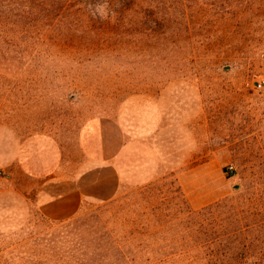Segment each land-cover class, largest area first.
<instances>
[{"label":"rangeland","instance_id":"obj_1","mask_svg":"<svg viewBox=\"0 0 264 264\" xmlns=\"http://www.w3.org/2000/svg\"><path fill=\"white\" fill-rule=\"evenodd\" d=\"M150 1L170 43L147 46L134 22L125 51L79 32L80 7L0 0V148L51 137L74 178L92 123L124 134L115 198L69 221L43 217L41 183L0 151V264L201 261L197 214L221 203L244 205L252 261H264V0ZM229 214L205 217L233 227Z\"/></svg>","mask_w":264,"mask_h":264},{"label":"trees","instance_id":"obj_2","mask_svg":"<svg viewBox=\"0 0 264 264\" xmlns=\"http://www.w3.org/2000/svg\"><path fill=\"white\" fill-rule=\"evenodd\" d=\"M41 4H48L52 7H67L70 11L75 7H80V11L71 12L72 23L78 21L77 16H87V24L79 21V32L90 35L92 42L113 41L116 47L128 51L132 43L135 31L134 22L140 26L141 41H146L147 46L158 47L159 44L166 46L170 43L169 28L166 26L171 20L166 18V14L160 10L159 2L150 0H37ZM225 3L230 0H219ZM243 0H231V3H240ZM152 2V4H151ZM152 7L154 10H152ZM94 8V9H93ZM102 8V11L99 9ZM96 10V11H95ZM172 15V14H171ZM169 15V16H171ZM99 23V27L96 24ZM84 24V25H82ZM71 29V28H68ZM153 44V45H151ZM230 206V207H228ZM229 209L227 211L226 209ZM254 218L258 216L256 205ZM225 211L230 213L233 227L226 225V218L223 216L220 221L217 219L208 222L206 213ZM200 219L201 247L203 248V258L201 261H193L189 264H264V261L255 262V258L250 255L254 251V241L248 238L247 210L244 205L227 203L217 204L214 207L200 211L197 214ZM253 224H257L256 219ZM215 229V227H218Z\"/></svg>","mask_w":264,"mask_h":264},{"label":"crops","instance_id":"obj_3","mask_svg":"<svg viewBox=\"0 0 264 264\" xmlns=\"http://www.w3.org/2000/svg\"><path fill=\"white\" fill-rule=\"evenodd\" d=\"M92 125L95 134L91 132V138L95 136V140L94 145L88 146L93 152H89L87 166L74 178L62 172L63 153L51 137L35 135L17 142L14 148L13 144L0 148L6 152L8 164L16 162L27 176L41 183L39 211L51 221H69L85 204L109 202L117 194L123 131L110 120H100Z\"/></svg>","mask_w":264,"mask_h":264},{"label":"built area","instance_id":"obj_4","mask_svg":"<svg viewBox=\"0 0 264 264\" xmlns=\"http://www.w3.org/2000/svg\"><path fill=\"white\" fill-rule=\"evenodd\" d=\"M228 171H229L230 173H233V171H234V167H233V166L229 167V168H228Z\"/></svg>","mask_w":264,"mask_h":264}]
</instances>
